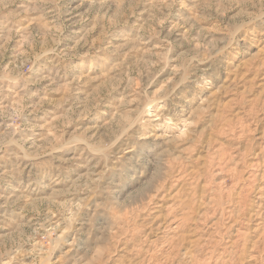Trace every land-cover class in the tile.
Segmentation results:
<instances>
[{
	"label": "rangeland",
	"instance_id": "obj_1",
	"mask_svg": "<svg viewBox=\"0 0 264 264\" xmlns=\"http://www.w3.org/2000/svg\"><path fill=\"white\" fill-rule=\"evenodd\" d=\"M0 264H264V0H0Z\"/></svg>",
	"mask_w": 264,
	"mask_h": 264
}]
</instances>
